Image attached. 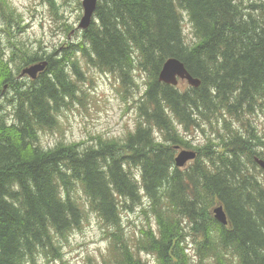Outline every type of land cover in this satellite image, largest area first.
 <instances>
[{"label":"trees","instance_id":"trees-1","mask_svg":"<svg viewBox=\"0 0 264 264\" xmlns=\"http://www.w3.org/2000/svg\"><path fill=\"white\" fill-rule=\"evenodd\" d=\"M14 10L0 0V264L61 259V240L88 213L107 241L101 264H146L141 254L156 264H264V171L255 162L264 160V137L250 123L264 116V0H98L81 40L46 56L15 45L7 53L2 34L15 38L24 29ZM168 58L199 86L160 83ZM44 61L35 79L16 80L23 67ZM84 67L117 77L126 91L139 87L136 72L145 76L134 98L135 130L121 141L42 147L40 132L57 129ZM228 116L235 122L222 125ZM203 124L210 134L198 146L180 133ZM180 148L196 153L184 169L174 162ZM143 201L156 228L143 226L135 237L121 215ZM217 206L226 224L214 218Z\"/></svg>","mask_w":264,"mask_h":264},{"label":"rangeland","instance_id":"rangeland-1","mask_svg":"<svg viewBox=\"0 0 264 264\" xmlns=\"http://www.w3.org/2000/svg\"><path fill=\"white\" fill-rule=\"evenodd\" d=\"M7 1L14 7V13H17L21 18L19 24L21 28H24L21 33L15 35V38H9L2 34V43L7 53L10 52L11 46L15 45L19 47L27 46L30 52L39 51L40 54L46 56L55 53L56 49L65 47L69 41L81 40L83 30L78 28V23L83 16L80 0ZM182 26L186 39L192 38L191 25L185 13H183ZM9 29L13 30L10 35L16 32L13 27H9ZM65 29L69 31L68 34L65 33ZM19 65V60H15L11 64L12 70L15 71ZM84 74L85 81L80 83L79 92L58 113L59 126L57 129L53 132H40L39 141L42 147L51 148L59 140L65 143L83 142L85 143L83 147H88L96 144V141L91 139L98 136L102 139L121 141L128 133L135 130L134 98H137L141 92L143 93L145 76L140 72H136L135 82L139 87L126 91L124 87H120L117 77L113 75L101 74L94 69L85 67ZM29 79L27 75L16 76V80L19 81ZM178 85L179 87H186L187 83L178 81ZM1 101L10 114L11 107L5 97ZM228 118L230 117L228 116ZM230 121L235 122L231 117L229 121L222 123V125H228ZM250 123L264 137V116L258 113L250 118ZM238 127L241 130L244 129L243 124H239ZM180 133L182 136L187 137L191 145L198 146L210 134V129L203 124L200 129L190 130L189 132H184L182 129ZM219 142L221 143L220 139L214 141V143ZM180 150L189 149H177L176 154ZM260 157L264 158V150L260 153ZM190 163L188 161L184 166L187 167ZM132 171L135 174L137 173L134 169ZM143 205L141 207L137 206L134 212H123L121 215L126 232L135 237L139 235V230L143 226L151 225L156 228L152 215L145 214L142 210L147 206L146 201H143ZM61 241V259L55 258L47 262L43 257H38L36 264H101L107 249V241L102 236L101 223L93 213H88V218L84 221L80 230L70 232L67 241ZM187 243L188 249H186V252L188 256L195 255L194 238L188 237ZM141 257L146 264H156L151 255L141 254Z\"/></svg>","mask_w":264,"mask_h":264},{"label":"water","instance_id":"water-1","mask_svg":"<svg viewBox=\"0 0 264 264\" xmlns=\"http://www.w3.org/2000/svg\"><path fill=\"white\" fill-rule=\"evenodd\" d=\"M81 7L83 11V16L81 17L78 28L85 30L91 23L93 13L96 9L98 0H80ZM46 62L36 63L24 68L21 71L20 76L27 75L30 79H35L37 74L44 71ZM178 79L185 80L190 86L198 87L200 81L196 78H193L183 63L175 58H168L162 65V68L158 75V81L167 85L176 86ZM196 157V153L191 150H180L176 155L174 162L176 167H183L188 161H193ZM255 162L261 167L264 171V160L255 158ZM214 218L222 224L227 223L226 215L222 206H217L213 209Z\"/></svg>","mask_w":264,"mask_h":264}]
</instances>
